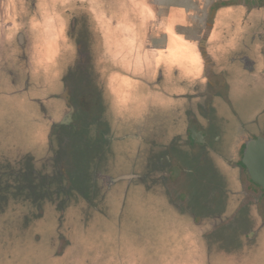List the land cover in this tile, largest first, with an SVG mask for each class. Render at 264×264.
I'll list each match as a JSON object with an SVG mask.
<instances>
[{
  "label": "rangeland",
  "instance_id": "obj_1",
  "mask_svg": "<svg viewBox=\"0 0 264 264\" xmlns=\"http://www.w3.org/2000/svg\"><path fill=\"white\" fill-rule=\"evenodd\" d=\"M237 1L216 3L224 18L197 45L170 36L154 50L143 47L152 23L162 26L150 0H0L10 31L0 34V172L53 160V207L38 192L25 205L35 177L0 176V264H264V193L221 157L238 133L264 140V15L250 9L264 0ZM243 16L231 64L215 65ZM192 124L205 146L191 142ZM124 135L187 168L176 179L170 168L160 200L130 182L104 185L131 169Z\"/></svg>",
  "mask_w": 264,
  "mask_h": 264
},
{
  "label": "trees",
  "instance_id": "obj_2",
  "mask_svg": "<svg viewBox=\"0 0 264 264\" xmlns=\"http://www.w3.org/2000/svg\"><path fill=\"white\" fill-rule=\"evenodd\" d=\"M237 3L240 4V1L238 0ZM258 7H259L258 5H254V6L252 5L250 8L253 9V8H258ZM18 11H19V9H18ZM0 15H1L0 16V34L2 33V31H4V34H2V35H4V37H7L8 33L10 31L8 32V31L3 30V28L1 27V24H2V22L7 20V18L9 17V12L0 11ZM17 33H19L18 30L15 31V33H13V34L15 35ZM24 58L26 59L25 55H24ZM52 62H53V60H52ZM34 71H39V70L34 69V67H32V68L30 67L29 72H34ZM62 97H63V95H62ZM67 101H68V98L66 97V102ZM145 119L146 118L143 117L140 120V123L142 125H143V121ZM60 123L64 126H69V125H65L63 123V116L60 118ZM189 126H191V125H189ZM187 128L185 129V131L188 133ZM144 130H145V127H144ZM141 134H143V133L141 132ZM121 138H123V140H129V139L125 138V135L122 136ZM129 141L134 142L135 151L131 156V164H130L131 169L126 174H131V175H134L135 177L132 180L126 181V182H130L129 184L133 183L136 187V190L140 191L141 193H143V194H146V193L150 194L151 193L152 198L160 200V195H161V190H160L161 189L160 188L161 182L160 181H162L163 179H169L170 168L174 165L179 166V164L175 163V162H173V163L171 162V163H166L165 165H163L162 161H165L164 159L165 158L168 159V157L170 156L168 151L166 152L165 150H162V151H165L163 154H165L167 156L164 157V159H161L160 156L162 154L158 155V152L156 151V149H157L156 147L159 146L157 144H159V143H154V142L152 143V141H147V140H145V137H143V135L141 136L140 141H137L135 139H131ZM173 144H174V142H173ZM160 146H163V145H160ZM170 146H173V145H170ZM152 154H153V160H152V158L149 159L150 156H152ZM169 159H170V157H169ZM43 164H44L43 169L35 170L28 163L22 162V164L20 163V165L18 167L16 165H9L5 171L6 174L1 175V172H0L1 177H4L5 175H6V177H8V175H9V177H12V176H15L17 174L23 175L24 177L25 176L35 177L34 179H28L27 178L28 179V180H26L27 183L26 184L23 183V190L22 191H24L25 194H27V197L25 198L26 199L25 205H27V204L29 205V200H27V199H29L31 197V195L35 196L38 192L42 196H46V198L48 199L47 202L49 204H52V207H53V189H51V186H49L48 183L46 182V180L50 179V173L53 171V160H47V161L43 162ZM182 166L183 165L181 164L180 167H182ZM228 166H232V165H228ZM58 167H59L58 171L61 172V166L59 165ZM167 167H168V169H167L168 172L165 169ZM241 168H242V170L245 171V175L247 177L246 180L248 179L249 184L253 185V183L249 179V176L246 172V169H244L245 167H241ZM162 169H165L164 173L161 172ZM182 169L187 171L186 167H182ZM61 173L64 176L66 172H65V170H62ZM95 174H97V173H95ZM115 176L116 175H112V177H115ZM100 177H103V175ZM33 180H40V182L39 183L35 182V185H33L32 184ZM69 187H71L70 183H66V184L64 183L60 188V190H62V193H59V196H61V194H63ZM152 188H153V191H152ZM245 188L247 190L249 189V191H250L249 185L245 186ZM34 192H35V195H33ZM9 199L13 203H15L14 202V200H15L14 195L9 196ZM181 201L183 202L184 200H180V202ZM0 203H2V201H0ZM60 205H61V202L57 203L56 208L60 207ZM15 207L16 206H13V209H15ZM28 207L29 206H27V208ZM157 209L160 212L168 211L167 207L164 206V204L158 206ZM20 211H21V209L19 211H15L16 216L21 213ZM26 216H28V211H27ZM197 219L198 218H196V216L193 217L191 220V225L197 226L199 224V221H196ZM25 225L27 226V225H29V223H25ZM45 225L50 226V230L52 233L53 232V230H52L53 229V223L50 221H47L45 223ZM45 225H44L43 229L48 230V227H46ZM249 237L251 238V237H253V235L252 236L250 235ZM48 246H49V248H51V246H52L51 242L48 244ZM192 264H196V261L195 262L193 261Z\"/></svg>",
  "mask_w": 264,
  "mask_h": 264
},
{
  "label": "crops",
  "instance_id": "obj_3",
  "mask_svg": "<svg viewBox=\"0 0 264 264\" xmlns=\"http://www.w3.org/2000/svg\"><path fill=\"white\" fill-rule=\"evenodd\" d=\"M218 1L219 0H150V6L152 7L151 12L154 16L158 15V18L162 22V26L156 28L152 23L151 30H149L144 37L143 47L160 50L162 46L169 42L170 36H172V39H180L192 45H197V42L201 41L205 35L208 36L216 30L214 19L216 20L219 16L223 17L222 13L220 15L219 11L216 9L215 12L213 11L214 16L212 23L208 19L209 14L212 11L211 8L214 9ZM238 7L241 8L244 7V5ZM262 8L264 7L259 6L252 10H262V16L264 15ZM245 23L244 16L237 20L239 32L233 35L235 38L232 41V45L226 48L225 54L220 55L216 59H212L215 65H219L224 61L227 64H231V59L234 56L232 50L242 43V40L246 35L243 34L245 32ZM154 35L156 37H154ZM242 74L243 73H241V75ZM134 137L135 136L133 135L125 138L135 139ZM138 138L140 139L141 137Z\"/></svg>",
  "mask_w": 264,
  "mask_h": 264
},
{
  "label": "water",
  "instance_id": "obj_4",
  "mask_svg": "<svg viewBox=\"0 0 264 264\" xmlns=\"http://www.w3.org/2000/svg\"><path fill=\"white\" fill-rule=\"evenodd\" d=\"M67 118H65L66 121ZM195 130L192 131L191 137L194 138ZM131 137V136H128ZM136 139H139L136 137ZM244 148L240 165L245 167L249 179L256 184L264 193V140L256 139H242ZM172 179H176L179 174L178 168L172 169ZM135 176L130 174L118 175L114 178H104V185L108 188L119 181H130Z\"/></svg>",
  "mask_w": 264,
  "mask_h": 264
},
{
  "label": "flooded vegetation",
  "instance_id": "obj_5",
  "mask_svg": "<svg viewBox=\"0 0 264 264\" xmlns=\"http://www.w3.org/2000/svg\"><path fill=\"white\" fill-rule=\"evenodd\" d=\"M214 7V6H213ZM217 7V6H216ZM216 7H214V9L213 8H211L212 9V11H211V13L209 14V17H208V19H209V21L212 23V20H213V16H214V14H213V11L215 12V10H216ZM238 48V47H237ZM237 48H235L234 50H232V53L235 55V50L237 49ZM228 80H244V78L243 77H239V76H232V77H228ZM246 84L245 83H243L242 85H241V88L243 89L244 88V86H245ZM193 130H195V133H194V138H192L191 137V135H192V131ZM187 131H188V135H189V137H190V140H191V142L194 144V145H197V146H205L206 144H207V131H205V130H200L199 129V127L197 126V125H191V126H189L188 128H187ZM237 136H236V139H235V141H234V146L232 147L231 146V150L230 151H228L227 153H225V154H223L221 157H222V162L223 163H225L226 165H234V164H239L240 163V161H241V158H242V153H243V148H244V145H243V142H242V139H256L257 137L256 136H253V137H249V136H245L242 132L241 133H238V134H236ZM136 140H141V138L140 139H136ZM233 144V143H232ZM228 154H230V156H227ZM178 168V170H179V174H178V176L180 175V172H181V168L179 167V166H173V167H171V172H172V169L173 168ZM243 167V166H242ZM245 169V168H244ZM172 174H173V172H172ZM171 174V175H172ZM253 185H255V186H257L256 184H254L253 183ZM258 187V186H257ZM259 188V187H258ZM259 190L261 191V192H263L260 188H259Z\"/></svg>",
  "mask_w": 264,
  "mask_h": 264
}]
</instances>
